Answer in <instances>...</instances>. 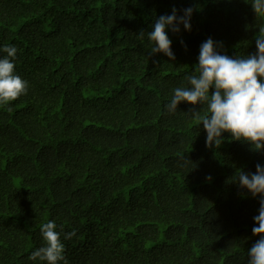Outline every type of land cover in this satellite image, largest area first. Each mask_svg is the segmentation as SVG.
Returning a JSON list of instances; mask_svg holds the SVG:
<instances>
[{
	"label": "trees",
	"instance_id": "trees-1",
	"mask_svg": "<svg viewBox=\"0 0 264 264\" xmlns=\"http://www.w3.org/2000/svg\"><path fill=\"white\" fill-rule=\"evenodd\" d=\"M251 3L0 0V48H17L28 82L0 104V264H47L30 256L49 221L68 264H248L260 197L237 175L264 151L228 133L207 147L190 113L207 104L166 106L208 38L232 58L257 52ZM190 7L191 31H167L175 60L152 55L154 21Z\"/></svg>",
	"mask_w": 264,
	"mask_h": 264
},
{
	"label": "clouds",
	"instance_id": "clouds-1",
	"mask_svg": "<svg viewBox=\"0 0 264 264\" xmlns=\"http://www.w3.org/2000/svg\"><path fill=\"white\" fill-rule=\"evenodd\" d=\"M251 5L256 17H264V0H252ZM182 11L183 15H178L177 9L173 8L170 15H161L154 21L153 30L147 33L155 45L151 49L152 55L163 53L175 60L167 31L178 34L181 25L185 31H191L194 10L190 7ZM258 29L255 36L257 52L245 57L221 54L217 48L222 44L212 38L202 42L195 73L185 76L188 86L175 88L166 106L170 113H175L182 102L194 108L207 104L204 115L200 111L190 112L207 133V147L214 145L218 149L224 142L222 134L228 133L232 140L251 145L253 151H264V25ZM144 33L141 30L139 37L143 38ZM0 52L6 53L0 57V104L7 105L27 94L28 82L15 72L17 48L4 45ZM237 176L240 188L246 189L253 198L260 197L252 228L253 235L259 239L248 251V264H264V165L258 163L254 173L241 170ZM41 233L45 245L32 252L30 259L39 258L47 264H60L61 261L68 264L55 221L43 224ZM74 236L75 230L65 234L64 239Z\"/></svg>",
	"mask_w": 264,
	"mask_h": 264
}]
</instances>
